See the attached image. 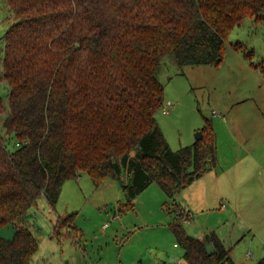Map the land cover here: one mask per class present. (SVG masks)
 Wrapping results in <instances>:
<instances>
[{"label":"trees","instance_id":"trees-1","mask_svg":"<svg viewBox=\"0 0 264 264\" xmlns=\"http://www.w3.org/2000/svg\"><path fill=\"white\" fill-rule=\"evenodd\" d=\"M13 21L4 35L2 78L10 87L3 126L17 147L0 139V264H34L38 240L27 225L41 196L55 208L63 185L86 171L96 187L120 182L125 202L152 182L174 198L217 165V136L206 118L202 138L174 150L156 120L164 85L157 76L165 56L180 67L220 64L225 41L246 17L260 21L264 0H4ZM264 70V69H263ZM172 230L184 249L179 264H235L223 241L202 239L182 222ZM59 217L56 235L73 225ZM70 232V231H69ZM255 264H264V257Z\"/></svg>","mask_w":264,"mask_h":264},{"label":"rangeland","instance_id":"rangeland-1","mask_svg":"<svg viewBox=\"0 0 264 264\" xmlns=\"http://www.w3.org/2000/svg\"><path fill=\"white\" fill-rule=\"evenodd\" d=\"M243 20L227 36L220 64L180 67L165 56L157 72L164 101L156 120L168 143L174 150L194 143L207 118L217 136V165L174 198L152 182L121 213L120 182L110 178L96 187L81 171L64 183L55 208L45 196L30 208L27 225L38 240L34 264H179L184 249L172 230L171 210L180 202L191 209L190 222H182L189 236L203 239L214 232L235 264L264 257V17ZM12 21L0 0V99L6 110L10 87L2 60ZM5 116L0 113V139L13 150L17 142L6 133ZM68 214H74L79 236L71 227L56 235L59 217ZM17 229L11 222L0 234L11 239Z\"/></svg>","mask_w":264,"mask_h":264},{"label":"water","instance_id":"water-1","mask_svg":"<svg viewBox=\"0 0 264 264\" xmlns=\"http://www.w3.org/2000/svg\"><path fill=\"white\" fill-rule=\"evenodd\" d=\"M202 138V131H198L196 133V140H200ZM210 234H207L203 237L202 242L204 244V248L206 249L208 254H213L215 252L214 245L212 243Z\"/></svg>","mask_w":264,"mask_h":264},{"label":"crops","instance_id":"crops-1","mask_svg":"<svg viewBox=\"0 0 264 264\" xmlns=\"http://www.w3.org/2000/svg\"><path fill=\"white\" fill-rule=\"evenodd\" d=\"M185 202H187V201H185ZM188 204H189V202H188ZM180 207H181L183 210H185L186 212H189V213H190V215H191V218H192L191 209H190V210H189V209H187V206H186V205H183V204H181V202H180ZM191 218H190V219H188V220H187V221H185V222H190ZM219 238H220V237H219Z\"/></svg>","mask_w":264,"mask_h":264},{"label":"built area","instance_id":"built-area-1","mask_svg":"<svg viewBox=\"0 0 264 264\" xmlns=\"http://www.w3.org/2000/svg\"><path fill=\"white\" fill-rule=\"evenodd\" d=\"M164 111L167 112V109H164ZM214 113H215V111H214ZM184 211H185V210H184ZM186 221H187V220H186Z\"/></svg>","mask_w":264,"mask_h":264}]
</instances>
